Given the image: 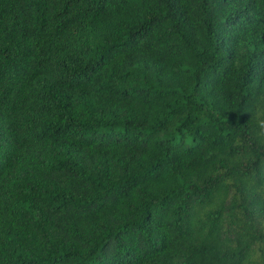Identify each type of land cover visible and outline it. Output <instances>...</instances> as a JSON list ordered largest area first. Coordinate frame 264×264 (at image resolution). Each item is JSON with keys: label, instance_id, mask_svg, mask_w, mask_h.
I'll return each mask as SVG.
<instances>
[{"label": "trees", "instance_id": "1", "mask_svg": "<svg viewBox=\"0 0 264 264\" xmlns=\"http://www.w3.org/2000/svg\"><path fill=\"white\" fill-rule=\"evenodd\" d=\"M264 0H0V264H264Z\"/></svg>", "mask_w": 264, "mask_h": 264}, {"label": "clouds", "instance_id": "2", "mask_svg": "<svg viewBox=\"0 0 264 264\" xmlns=\"http://www.w3.org/2000/svg\"><path fill=\"white\" fill-rule=\"evenodd\" d=\"M252 118L257 126V136L264 139V93L259 94L253 102Z\"/></svg>", "mask_w": 264, "mask_h": 264}]
</instances>
